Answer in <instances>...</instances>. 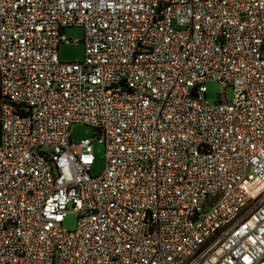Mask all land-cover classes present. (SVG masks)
Here are the masks:
<instances>
[{
	"label": "built area",
	"instance_id": "built-area-1",
	"mask_svg": "<svg viewBox=\"0 0 264 264\" xmlns=\"http://www.w3.org/2000/svg\"><path fill=\"white\" fill-rule=\"evenodd\" d=\"M0 264H264V0H0Z\"/></svg>",
	"mask_w": 264,
	"mask_h": 264
},
{
	"label": "rangeland",
	"instance_id": "rangeland-1",
	"mask_svg": "<svg viewBox=\"0 0 264 264\" xmlns=\"http://www.w3.org/2000/svg\"><path fill=\"white\" fill-rule=\"evenodd\" d=\"M66 39L74 42H79L84 38V30L81 27H67L63 32ZM59 57L62 62H82L84 60V45L83 43L62 44L59 47ZM207 92L205 100L208 103H216L219 101L223 93L228 100L233 96L231 87H225L220 82H209L206 84ZM71 139L73 142H79L83 139H89L93 142V150L95 162L91 169L93 176H98L105 168V149L104 145L99 142L95 130L88 125L75 124L70 129ZM77 216L73 210V206H68V213L65 216L63 227L67 231H73L76 228Z\"/></svg>",
	"mask_w": 264,
	"mask_h": 264
}]
</instances>
